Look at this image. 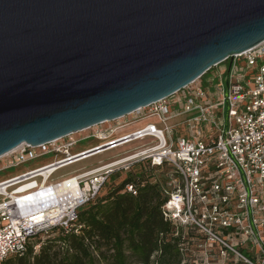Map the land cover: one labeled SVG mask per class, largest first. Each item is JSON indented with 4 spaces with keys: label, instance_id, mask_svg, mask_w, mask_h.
Masks as SVG:
<instances>
[{
    "label": "built area",
    "instance_id": "built-area-1",
    "mask_svg": "<svg viewBox=\"0 0 264 264\" xmlns=\"http://www.w3.org/2000/svg\"><path fill=\"white\" fill-rule=\"evenodd\" d=\"M133 113L141 115L140 121L155 118L162 123L184 115L186 133L179 136L176 125L160 128L153 122L125 132L131 123L102 128L104 122L45 144L23 143L0 156V173L54 156L0 181V264L31 242L37 241L38 250L52 230L68 229L111 175L142 160L168 171L162 213L205 235L201 249L206 264L214 244L221 264H264V41ZM92 138L100 142L75 150ZM135 142L120 157L49 182L58 169ZM69 181H74L77 195L61 188ZM125 190L137 194L132 183Z\"/></svg>",
    "mask_w": 264,
    "mask_h": 264
},
{
    "label": "water",
    "instance_id": "water-1",
    "mask_svg": "<svg viewBox=\"0 0 264 264\" xmlns=\"http://www.w3.org/2000/svg\"><path fill=\"white\" fill-rule=\"evenodd\" d=\"M264 41V0H0V156L125 117Z\"/></svg>",
    "mask_w": 264,
    "mask_h": 264
},
{
    "label": "trees",
    "instance_id": "trees-1",
    "mask_svg": "<svg viewBox=\"0 0 264 264\" xmlns=\"http://www.w3.org/2000/svg\"><path fill=\"white\" fill-rule=\"evenodd\" d=\"M167 174L148 160L114 173L96 199L78 210L77 220L68 229L52 230L38 250L37 241L31 242L2 264H193L205 260L203 251H193L201 252L205 235L162 213ZM128 183L137 187L136 195L125 190ZM208 251L211 260L218 259L215 244ZM225 264L242 263L228 260Z\"/></svg>",
    "mask_w": 264,
    "mask_h": 264
},
{
    "label": "rangeland",
    "instance_id": "rangeland-1",
    "mask_svg": "<svg viewBox=\"0 0 264 264\" xmlns=\"http://www.w3.org/2000/svg\"><path fill=\"white\" fill-rule=\"evenodd\" d=\"M139 116H141V115H139V113L129 114V115H127L125 117H122V118H120L118 120L104 123V124L101 125V127L102 128H106L109 125H111V126H119L120 124H122V123L124 124V122H126V123H131V124L126 127V131L125 132H130V131L136 129L137 127H139V126L145 125L148 122H153V123L157 124V126L160 127V128H164L166 125H176L178 127V135L179 136H184L185 133H186V129H185L184 125H183V121L185 119L184 115L177 116V117L172 118V119H170V120H168V121H166L164 123L158 122L157 120H155V118L148 119V120H145V121H140L142 119ZM89 132H90V130H87V131L81 132V133H79L77 135H84V134H87ZM99 142H100L99 140H96L94 138H92V139H84V140H82L79 143L77 149H75V150L84 149L86 147H89V146L94 145V144L99 143ZM134 145H136V142L128 144V145H125V146H122V147L115 148L113 150L106 151V152H104L102 154L96 155V156L91 157L89 159H86L84 161H81V162H78V163H74V164L69 165L67 167H63L61 169H58L50 177L49 182H55V181L61 180V179L65 178V177H68V176L72 175L73 173L79 172V171H81L83 169H90V168L95 167V166H97V165H99L101 163H104V162L110 161L112 159H115L117 157H120V156L123 155L124 151H126L127 149L132 148ZM53 159H54V156H52V154L51 155H46V156H43V157L32 159V160H30V161H28L26 163H23V164H21L19 166L10 168V169L0 173V181L4 180L6 178L12 177L14 175L23 173L25 171H28L30 169H34L36 167L42 166V165H44L46 163H49V162L53 161ZM34 181L36 183H39L41 181V178H37ZM2 199H3V197L0 195V201H2ZM196 250H197L196 248H193V251L196 254H202V250H201V252L200 251L197 252ZM209 263L210 264H221V262L218 261V259H214V260L210 259ZM193 264H206V261L199 259L198 263L195 261Z\"/></svg>",
    "mask_w": 264,
    "mask_h": 264
},
{
    "label": "bare ground",
    "instance_id": "bare-ground-1",
    "mask_svg": "<svg viewBox=\"0 0 264 264\" xmlns=\"http://www.w3.org/2000/svg\"><path fill=\"white\" fill-rule=\"evenodd\" d=\"M61 188L69 191L72 195H77L78 194V189L76 185L74 184V181H69V182H64L61 184Z\"/></svg>",
    "mask_w": 264,
    "mask_h": 264
}]
</instances>
